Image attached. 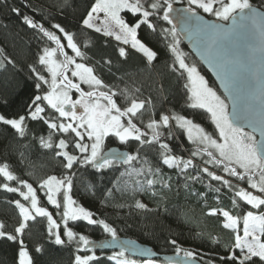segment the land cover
<instances>
[{
  "label": "snow or ice",
  "instance_id": "snow-or-ice-1",
  "mask_svg": "<svg viewBox=\"0 0 264 264\" xmlns=\"http://www.w3.org/2000/svg\"><path fill=\"white\" fill-rule=\"evenodd\" d=\"M24 6L30 7L29 13L16 6L10 12L37 41L34 62L27 65L37 94L24 114H0V125L13 130V154L18 153L21 169L17 173L7 159L0 161V191L19 197L9 200L18 210L12 230L0 222V240L17 246L15 264H37L47 246L73 245L72 264H98L95 249L108 247L119 248L107 257L115 264H158L152 258L128 259V252L141 257L156 253L120 240L112 224L73 197L80 170L90 176L116 173L100 203L114 210L126 208L129 215L157 209L171 214L170 173L178 177L177 195L183 190L186 199L194 197L196 203L206 204L210 193L220 203L227 190L237 214L222 207L205 213L222 217L220 226L232 234L224 246L226 254H217L220 264H264V0L259 7L251 0H93L78 27L117 42L115 63L111 57L96 60L82 50L76 33L53 22L50 15H41L42 6L40 13L30 0ZM69 6L70 0L53 5ZM185 38L215 73L223 94L209 85L196 63L188 62L189 54L181 47ZM150 42L162 45V61ZM89 46L84 41L83 49ZM130 58L136 65L124 68ZM8 66L25 71L0 47V69L8 71ZM104 73L115 78L112 83L103 79ZM166 75L183 81L184 108L179 112L167 104ZM185 110L191 111L185 115ZM201 111L207 114L211 131L195 121ZM28 121L42 123L46 133L29 137ZM109 139L128 150L107 147ZM45 150L57 161L59 175L38 176L30 170L32 154L43 156ZM82 183L95 195L92 181ZM143 194L153 198L157 209L138 198ZM174 207L177 219L187 223L181 206ZM80 222L98 226L110 240H90L77 230ZM41 223L47 246L41 242L31 249L26 236ZM204 235L196 232L198 238ZM207 238L214 245L220 243L217 236ZM166 244L179 259L165 257L164 264H216L176 239H167Z\"/></svg>",
  "mask_w": 264,
  "mask_h": 264
},
{
  "label": "trees",
  "instance_id": "trees-1",
  "mask_svg": "<svg viewBox=\"0 0 264 264\" xmlns=\"http://www.w3.org/2000/svg\"><path fill=\"white\" fill-rule=\"evenodd\" d=\"M27 0H7V3H0V47L17 61V64L25 69L23 72L15 71L8 66V71L0 69V114L6 116H12L15 114H24L27 111V106L31 103L32 98L37 94V90L34 87V82L29 78L27 72V65L34 62L35 53L37 51V41L31 36L30 30H26L19 22L15 14L10 12V7H20L22 13H29L30 7H25ZM63 0H30V5H35L37 12L40 13L41 6L43 7L42 14H48L53 19V22L61 23L69 31L76 33V39L81 44L82 50L89 52L96 60L101 57H111L116 62V44L114 40L103 37L101 34L94 33L92 30H86L79 28V22L82 16L86 12V7L90 5L93 0H70V5L64 9H58L53 5L62 3ZM254 6L259 7L261 0H251ZM40 16L37 15V19ZM7 25V28L4 26ZM89 41L90 46L87 49H83L84 41ZM150 46L154 47L161 54V61L163 60V48L162 45H157L155 42H150ZM183 50L189 54L188 62L196 63L201 74L209 82V85L214 87V81L206 73L205 69L198 63L195 57L190 53L189 49L181 43ZM93 63V61H89ZM137 61L134 58H130L128 64L124 65V68L135 66ZM159 66V62H158ZM115 71V69H114ZM100 74V73H98ZM103 79L107 83H112L115 79L113 76L104 73ZM183 81H177L176 77L172 75H166L164 81L165 92L168 95V106L174 108L177 112L184 108V90L182 87ZM219 92V90H217ZM220 93V92H219ZM147 91L145 90V95ZM155 99V96L153 97ZM189 111L185 110L183 114L188 115ZM147 121V114L144 116ZM195 121L200 123L209 131L212 130V125L207 117L206 113L202 111L195 115ZM29 125V137L35 133L39 136L42 133H46V126L42 123L28 121ZM181 140L187 145V141L183 136ZM8 145L5 148V145ZM107 147L117 146L121 149H126L124 146L119 145L112 139L106 141ZM173 148L177 147V144H172ZM15 151V141L13 140V130L0 125V161L5 159L13 165V170L17 173L21 171L17 165V154H13ZM184 155H187L184 153ZM28 162L26 161V164ZM30 170H34L36 175H48V174H60L59 165L56 160L51 158V154L45 150V154L40 156L37 153H33L30 162ZM92 171L89 169V172ZM166 172L169 170L165 169ZM82 174V175H81ZM172 175L173 191L168 193L167 207L171 210V214L165 213L160 209H157V204L151 198L150 195L143 194L138 195L144 203L148 204L149 208L157 209L156 211L144 213L143 215H136L135 212L128 214V209L114 210L111 207L105 208L100 203L103 197V192L107 187L111 186V181L115 179L116 173L107 172L103 175L97 173L94 176L88 175L87 172L80 170L78 178L75 182V188L73 190V197L78 203L83 204L93 212L97 213L98 218L105 219L108 223L112 224L118 232V236L127 237L136 240L139 243L146 244L157 253L166 254L173 253L174 248L171 245L166 244L167 239H176L179 244L185 248L196 250L199 255H203L205 260L213 259L216 264H220L217 254L225 255L224 246L230 244L232 234L228 230H224L219 223V219L216 216L205 215L211 208H220L230 211L233 215H236V211L231 206V193L224 191V194L220 195V203L212 198V194H209V198L206 202L196 203L195 198L186 199V195L183 190H179L177 195V189L175 188L178 177L175 173ZM23 178L27 179V176ZM83 182L92 181L96 185V192L93 195L87 192L83 186ZM2 182V180H0ZM200 191L204 189L200 186H196ZM12 198H19L15 194H8L0 191V222L5 223L8 227L6 230L11 231L12 227L17 222L18 210L15 206L9 203ZM126 200H130V197H125ZM46 203V202H45ZM176 205L181 206L183 212L188 218V222L185 223L182 220L177 219L178 210L174 207ZM50 211H55L51 206H48ZM119 212V215H117ZM59 219L58 217H55ZM39 220V218H38ZM32 223V222H30ZM80 227L77 229L83 234L87 235L90 240H99L108 237L98 226H87L86 222H80ZM131 225V227H129ZM37 227L40 230H37ZM242 228V225H241ZM203 232L205 235L201 238L196 236V232ZM219 237V244H212L207 238L208 235ZM43 242L47 246V241L43 240V223L33 227L30 237L26 236V243L29 248L34 249L37 243ZM73 246L66 247H51L47 246L43 255L39 256L37 264H72L73 261ZM17 246L13 242L7 240H0V264H15ZM96 252V255L100 258L98 264H115L114 261H110L107 257L110 254L104 252ZM34 255H36L33 252ZM84 254V253H82ZM159 263L160 260H157ZM97 264V262H92Z\"/></svg>",
  "mask_w": 264,
  "mask_h": 264
},
{
  "label": "water",
  "instance_id": "water-1",
  "mask_svg": "<svg viewBox=\"0 0 264 264\" xmlns=\"http://www.w3.org/2000/svg\"><path fill=\"white\" fill-rule=\"evenodd\" d=\"M182 43L187 47V49H189L190 53L195 57L194 59H196L198 61V63L203 67V69H205L206 73L212 78V80L215 83V86L217 87V90H219V92L221 94H223V88L220 85V81L217 79L215 73L209 68V66L200 59V57L197 54V51H196V48L194 47V45L189 43V41L186 38L182 40ZM229 104L231 106L230 102H229ZM113 147H117V146H113ZM121 150H125V149H121ZM119 238L122 241H133V242H135L136 247L139 248V249L147 248V249H150L152 252L156 253V256H154V257H141L138 253H135V252L126 253V255H128L129 257H131L133 259H137V260L140 261L142 259L152 258V259H155V260H160V262H163V263H164L165 257H174L175 259H179V257L175 256V252L166 253V254H160V253H157L154 250H152V248L150 246H148L146 244L139 243V242H137L134 239L127 238V237H122V236H119ZM108 240H110V237L102 238V239H99V240H92V241H95V242H106ZM95 251L104 252V253L108 254L109 252H112V251H119V248H116V249H113L111 247L103 248V249L97 248V249H95Z\"/></svg>",
  "mask_w": 264,
  "mask_h": 264
},
{
  "label": "rangeland",
  "instance_id": "rangeland-1",
  "mask_svg": "<svg viewBox=\"0 0 264 264\" xmlns=\"http://www.w3.org/2000/svg\"><path fill=\"white\" fill-rule=\"evenodd\" d=\"M69 52H70V50H69ZM190 63V62H189ZM206 79V78H205ZM75 98V97H74ZM242 234V233H241ZM113 252L114 251H112V252H109L108 254H110L109 256H111L112 254H113ZM126 257L128 258V259H130V260H132L133 258H131V257H129L128 255H126ZM136 260V259H135ZM138 262H139V260H137ZM141 261V260H140ZM115 262V261H114ZM158 264H162V263H159L158 262Z\"/></svg>",
  "mask_w": 264,
  "mask_h": 264
}]
</instances>
